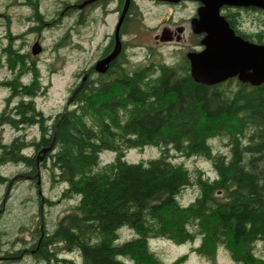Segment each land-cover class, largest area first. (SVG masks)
<instances>
[{
	"label": "trees",
	"instance_id": "trees-1",
	"mask_svg": "<svg viewBox=\"0 0 264 264\" xmlns=\"http://www.w3.org/2000/svg\"><path fill=\"white\" fill-rule=\"evenodd\" d=\"M37 1L27 0L33 12L29 30L43 32L52 19L38 11ZM257 7L224 13L236 32L264 42V8ZM3 39L0 66L9 74L0 77V87L8 91L0 125L17 131L9 141L0 140V166L16 162L24 168L13 176L0 171V183L27 179L40 189L45 172L54 184H65L60 199L77 200L49 228L41 207L55 200L37 196L30 237L22 246L0 247L1 258H32L33 264H183L186 254L165 262L151 239L199 238L194 251L200 255L214 259L222 246L233 264H264L256 253L257 243L264 244V82L235 76L214 84L197 81L186 54L176 63L150 60L131 67L124 44L105 71L82 70L70 105L50 117L35 103L48 87L38 54L27 48L24 33L7 29ZM31 125H37V134L19 133ZM214 137L224 149L214 147ZM147 144L158 146L159 153L126 158L127 149ZM105 151L114 157L102 163ZM180 155L207 156L215 176L176 160ZM191 185L198 193L184 203L179 194ZM124 227L133 230L131 237H121Z\"/></svg>",
	"mask_w": 264,
	"mask_h": 264
},
{
	"label": "rangeland",
	"instance_id": "rangeland-1",
	"mask_svg": "<svg viewBox=\"0 0 264 264\" xmlns=\"http://www.w3.org/2000/svg\"><path fill=\"white\" fill-rule=\"evenodd\" d=\"M82 2L83 0H38V11L50 20L52 19V22L50 28L43 32H35L29 30L33 12L27 0H0V43L5 41L3 36L8 29L13 33H24L29 50L35 41H39L41 45L40 51L36 54L40 58L42 80L44 83L47 82L48 87L44 95L36 96L35 103L45 114L52 115L63 110L67 105L70 91L81 79L82 70L94 65L96 60L101 55L103 56L104 50L114 45V28L124 0H119V2L118 0H100V5H98V0H93L79 6ZM192 10L193 4L190 2L167 5L156 4L153 0H135L132 6L129 4L127 11H131L132 14L123 26L125 44L130 57L129 65L132 67L150 60L176 63L174 61L180 54L199 50L200 47L195 46L197 36L191 31L188 20V15ZM171 15L178 17L180 22L186 21L189 28L186 31L187 40L171 42L164 39L162 42H156L154 33L161 32L165 18ZM47 69L52 72L50 76L47 75ZM7 74H9L8 69L0 66V77ZM27 79L28 75L24 77V80ZM7 93L5 87H0V109ZM16 131L11 125H0V140L9 141ZM21 132L28 138L38 133V127L31 125L19 131ZM211 141L215 148H225L219 138L214 137ZM158 153V146L147 144L127 149L125 156L128 160L135 161L156 156ZM113 157L114 152L111 151L100 154L102 163L110 161ZM176 160L184 161L191 169H202L205 175L215 176V169L207 156L185 157L180 155ZM23 168L21 163L9 162L1 165L0 171L5 175L13 176ZM38 185L40 189L27 179L11 181L9 185L0 183L1 248H8L12 245L22 246L23 241L30 237V228L34 227L33 219L39 210L37 196H46L55 200L51 205L44 203L41 207L49 228H53L58 217L77 200L75 198L60 199V191L65 184H54L45 172L42 173ZM197 193L198 188L191 185L185 187L179 197L182 202L187 203ZM132 234L133 230L128 227L121 229L122 238H129ZM150 242L165 262L173 261L180 255L186 254L183 264L234 263L222 246L216 248L214 259L194 251L199 238L186 242L154 238ZM256 253L264 258L262 242L257 243ZM33 263L32 258L7 262L0 257V264Z\"/></svg>",
	"mask_w": 264,
	"mask_h": 264
},
{
	"label": "water",
	"instance_id": "water-1",
	"mask_svg": "<svg viewBox=\"0 0 264 264\" xmlns=\"http://www.w3.org/2000/svg\"><path fill=\"white\" fill-rule=\"evenodd\" d=\"M198 1L201 2V5L197 9V15L191 18V28L196 32H204L201 39L203 47L186 53L193 78L207 84H214L232 76H237L239 80L251 84L264 82V43L251 41L236 33L220 11L224 4L253 5L264 8V0ZM129 4L130 0H124L115 24L113 49L107 55L96 60L93 65V68L99 72L107 69L109 62L121 49L120 27ZM40 49L39 41L33 42L31 52L36 54ZM85 76L86 74L83 79ZM72 96L67 99L66 104H69Z\"/></svg>",
	"mask_w": 264,
	"mask_h": 264
},
{
	"label": "flooded vegetation",
	"instance_id": "flooded-vegetation-1",
	"mask_svg": "<svg viewBox=\"0 0 264 264\" xmlns=\"http://www.w3.org/2000/svg\"><path fill=\"white\" fill-rule=\"evenodd\" d=\"M91 1H93V0H83V2L79 6H82L83 4L88 3V2H91ZM153 1L156 4H167V5H178L181 2H190V3H192L193 4V10L188 15V20H189V23H190V29H191V31L193 32V34H195L197 36V37H195L196 38V41H197L195 43V46H198V47H200L199 49H202L203 45L201 43V39H202V37L204 35V32H196V31H194L191 28V18L197 15V9L201 5V2H199L198 0H178V1H175V2L168 1V0H153ZM98 2H99L98 5H100L101 4L100 3V0H98ZM118 2H119V0H118ZM134 2H135V0H130V5L132 6ZM251 7H257V6H253V5H248V6H240V5L238 6L237 5L236 6V5H227V4H224V5H222L220 11L225 16V13L224 12H225L226 9H230V8H234L235 10H238V9H241V8L251 9ZM115 8H116V6H115ZM257 8H259V7H257ZM121 10H122V8L120 9V12H121ZM120 12H119V15H120ZM127 13H128V16H127V20H128L131 17L132 12L131 11H129V12L127 11ZM119 15H118V18H119ZM118 18H117V20H118ZM165 19H166L165 20V23L162 25V28L160 30L161 32L160 33L159 32L154 33L155 41L156 42H162L164 39L167 40V41H171V42L172 41L173 42H181L182 40L183 41H186L187 40L186 31L189 29L187 27V25H186V21L183 20L182 22H180V19L178 17H173L172 15L170 17L168 16ZM234 29H235V31H237L236 28H234ZM245 31L248 32L249 35H251L253 33V30H251L250 27L248 29H246ZM255 32H257V30ZM123 33H124V31H123L122 24H121V27H120V36H121L122 46L126 43L125 42V34H123ZM236 33L240 34L239 32H236ZM247 39H249V38H247ZM249 40L254 41L252 39H249ZM254 42H258V41H254ZM260 43H264V42H260ZM113 46H112V48L108 52H106L105 54H103V56L107 55L113 49ZM186 53L180 54L179 57L177 56V58H176L177 60H175L174 62L179 61V59L181 58V56H183ZM103 56L101 55L100 58L103 57ZM92 67H93V65L91 67L85 69V70L90 71V70H92ZM85 74H86V72H85ZM235 77H237V76H235ZM72 93L73 92L71 90L68 98L70 96H72ZM48 115H50V117H52L55 114H52V115L51 114H48Z\"/></svg>",
	"mask_w": 264,
	"mask_h": 264
}]
</instances>
